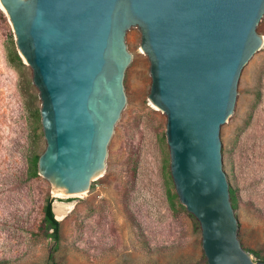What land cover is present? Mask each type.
Returning <instances> with one entry per match:
<instances>
[{"label":"water","instance_id":"1","mask_svg":"<svg viewBox=\"0 0 264 264\" xmlns=\"http://www.w3.org/2000/svg\"><path fill=\"white\" fill-rule=\"evenodd\" d=\"M30 70L45 148L37 175L52 192H87L106 167L126 104L123 79L140 34L149 102L166 117L175 195L199 224L206 264H264L237 237L220 128L242 69L260 49L264 0H0Z\"/></svg>","mask_w":264,"mask_h":264},{"label":"rangeland","instance_id":"2","mask_svg":"<svg viewBox=\"0 0 264 264\" xmlns=\"http://www.w3.org/2000/svg\"><path fill=\"white\" fill-rule=\"evenodd\" d=\"M256 30L263 43L241 71L235 107L219 138L222 170L235 196L237 237L252 259L260 261L264 260V17ZM139 43V31L131 28L125 36L132 56L123 79L126 104L108 145L104 172L84 194H55L42 177L29 173V155L39 156L45 148L40 104L37 97L38 117L33 118L27 105L37 92L33 86L28 91L24 87L29 68L9 62L8 47L16 49L0 8V262L206 264L199 224L175 195L166 117L147 98L149 63ZM47 199L60 222L52 260V244L41 229Z\"/></svg>","mask_w":264,"mask_h":264},{"label":"trees","instance_id":"3","mask_svg":"<svg viewBox=\"0 0 264 264\" xmlns=\"http://www.w3.org/2000/svg\"><path fill=\"white\" fill-rule=\"evenodd\" d=\"M8 57H9V62L12 63L14 66L16 67L24 66L22 60L17 55V52L10 46L8 47ZM23 82H24V87L25 89H27V91L29 89H32V84L29 78H24ZM36 100H37V96L31 95L29 104L27 105L28 112L31 114L33 118L38 117V109L34 108V103ZM38 157L39 156L36 155L34 152H32L28 157L29 173L32 177H37ZM229 191H230V201L232 207H235L234 191L230 188ZM51 204H52V200L47 199L43 207V217L41 221V229L45 237L49 239V243L52 244L49 254V260L53 259V253L58 249V245L60 241V222L54 217ZM260 261L264 262V260H260ZM0 264H7V262H0Z\"/></svg>","mask_w":264,"mask_h":264},{"label":"bare ground","instance_id":"4","mask_svg":"<svg viewBox=\"0 0 264 264\" xmlns=\"http://www.w3.org/2000/svg\"><path fill=\"white\" fill-rule=\"evenodd\" d=\"M54 212H55L56 214H58V215H59V213H58V212H60V211H58V210H57L56 206H55V208H54ZM58 215H57V216H58ZM59 216H60V215H59Z\"/></svg>","mask_w":264,"mask_h":264}]
</instances>
